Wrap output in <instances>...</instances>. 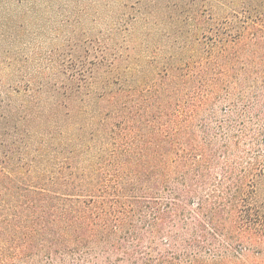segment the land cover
I'll return each instance as SVG.
<instances>
[{
    "label": "trees",
    "instance_id": "1",
    "mask_svg": "<svg viewBox=\"0 0 264 264\" xmlns=\"http://www.w3.org/2000/svg\"><path fill=\"white\" fill-rule=\"evenodd\" d=\"M213 1L164 6L161 64L74 29L47 80L0 0V264H264V0Z\"/></svg>",
    "mask_w": 264,
    "mask_h": 264
},
{
    "label": "rangeland",
    "instance_id": "2",
    "mask_svg": "<svg viewBox=\"0 0 264 264\" xmlns=\"http://www.w3.org/2000/svg\"><path fill=\"white\" fill-rule=\"evenodd\" d=\"M173 3L193 16L199 15V9L202 12L203 5L212 7L215 4L213 0H25L18 8L32 6L36 11L35 14L26 13L27 30L15 39L10 50L11 53L19 51L25 59L19 64L23 73L39 71L47 80H53L56 75L48 70L53 65L50 57L54 53V58L68 59L71 38H76L72 32L75 29L82 30L86 37L93 38L95 44L101 46L113 41L120 44L123 38H126L124 46H128L131 39L148 38V50L142 48L143 52L147 56L157 55L161 64L170 51L166 31L171 25L164 6ZM156 17L159 18L156 30L144 36L146 21ZM125 26L130 28L127 34ZM259 191L264 199V180L260 182Z\"/></svg>",
    "mask_w": 264,
    "mask_h": 264
}]
</instances>
